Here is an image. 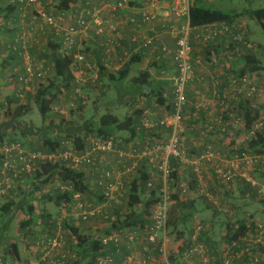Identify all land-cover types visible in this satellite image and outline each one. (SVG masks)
<instances>
[{
  "label": "built area",
  "instance_id": "built-area-1",
  "mask_svg": "<svg viewBox=\"0 0 264 264\" xmlns=\"http://www.w3.org/2000/svg\"><path fill=\"white\" fill-rule=\"evenodd\" d=\"M7 4L19 12L16 24L11 23L9 26L15 27L16 35L13 44L6 47V51L13 52L20 60V65L13 68L11 74V88L13 98L24 101L28 96H33L41 89L43 81L51 75L53 65L47 64L45 60H38L33 54V47L39 41V33L48 31L50 40L58 46V53L63 57L71 58V69L74 75L73 95L71 106L77 100H83V89L87 84L96 85L98 75L88 77V70L91 64L88 62L85 54L76 51L78 40L83 37L91 27L96 29L98 35L109 34V43L118 46L124 37L121 35L120 26H130L138 30L149 27L153 22L160 21V30L165 33L174 43V63L176 65L175 75L172 79L173 94V112L165 119L151 121L150 114L146 113L144 125L147 128H156L158 126L170 130L168 140L165 144L154 143L148 149L137 152L133 150L130 153L119 154L120 158H139L149 157L151 161L157 163L156 171L160 174L162 180L159 188V201L155 204L152 213L153 225L146 227L145 242L148 244L158 243V236H163V248H160V254L166 253V225L169 217L170 207L173 204L171 178L172 167L170 159L175 158L181 163L190 164L196 175L201 174V166L209 162H220L224 156L211 146L206 147L196 158L188 156L185 146L182 142V136L185 133L183 124L185 110L188 104L187 90L190 83L195 79V66L198 62L206 61L210 66L221 64V54L218 50V43L230 30L228 24H209L203 26H193L190 22V8L192 0H170L168 4H163L159 0H147L139 13V16L133 15L125 19L121 24V13L129 6V0H100L93 4L91 0H83L78 8L67 11H59L57 14L47 10L46 2L53 0H6ZM108 14V16H107ZM70 19V21H68ZM232 24V23H231ZM236 30L240 26H233ZM244 29V28H243ZM236 40L235 36L233 37ZM202 45L204 56L195 59L193 41ZM133 41H137L136 39ZM1 53L5 46L1 44ZM143 47L150 53L161 52L166 54L170 48L167 44H158L156 36L146 37L143 40ZM250 48V45H247ZM206 54V59H205ZM98 73V69L96 71ZM13 80V81H12ZM216 87L220 86L221 80L217 77L212 79ZM88 86V85H87ZM228 88L223 89V93L215 94L219 102L224 103L227 96L230 98L250 101L258 95V88L250 77L233 79ZM86 99V98H85ZM83 104L86 102L83 101ZM78 106V105H77ZM53 107V106H52ZM51 107V109H52ZM53 111V109H52ZM54 112L58 115L64 114L60 106L54 107ZM240 119L237 120V122ZM222 121L220 120L219 123ZM263 127L262 120H259L251 129L245 130L246 134L243 139L255 136ZM225 128L222 129L224 131ZM83 150L76 151L73 148L67 151L47 153L44 151H31L20 141H11L5 143L0 148V199L8 196L17 188H24L23 179L32 177L38 166L46 163L65 162L68 168L78 170L81 167L93 166L96 162V156L105 154L114 150V141L111 138L90 137L87 140ZM64 145V144H63ZM226 160V159H225ZM254 160L245 154L242 157H233L226 160L225 164L214 165V175L221 183L229 184L236 179L247 183L251 188H257V193L264 196V184L257 182L247 173L240 172L241 167H251ZM136 166V165H135ZM135 168V167H134ZM133 168V169H134ZM115 171H105L100 175L98 184L103 189L104 199L106 202L116 201L122 191L123 186L117 181ZM149 188L153 187V182L148 184ZM61 192H72V186L59 185ZM185 192V191H184ZM75 204L72 207L71 217L76 221L87 222L91 218L99 215V209L91 204L83 202L82 194L73 192ZM258 229H262L259 224ZM141 231H125L120 235L114 234L102 240L104 245L110 242H119L121 236H125L128 241H138L143 234ZM126 240V239H125ZM126 240V241H127ZM246 239H244L245 241ZM258 240V241H257ZM255 243H263V233L260 231ZM251 245V244H250ZM65 246V237L59 232L55 236L40 235L35 238L33 246L34 259L28 262H10L0 257V264H64L67 257L65 253L60 254V250ZM130 245H128L129 247ZM233 247L239 248L237 242L231 246L227 245L222 251L224 260L222 264H234V260H240L248 256V263L243 264H260L258 257L248 250H243L239 254L232 251ZM255 249H257L255 247ZM120 252L117 249L116 253ZM198 249L191 248L184 254V260L193 258ZM202 252V251H200ZM199 252V253H200ZM233 252V253H232ZM133 254V253H132ZM111 257L101 258L98 264H113ZM120 264H146L145 261H136L131 255L127 257L124 263ZM164 264H172L170 261H164Z\"/></svg>",
  "mask_w": 264,
  "mask_h": 264
},
{
  "label": "rangeland",
  "instance_id": "rangeland-1",
  "mask_svg": "<svg viewBox=\"0 0 264 264\" xmlns=\"http://www.w3.org/2000/svg\"><path fill=\"white\" fill-rule=\"evenodd\" d=\"M137 1V3L142 2V7L144 6L145 2L147 0H134ZM161 3L163 2H168L170 0H159ZM95 0H93V4H97L99 1L96 0V3H94ZM192 2H195V0ZM197 5L200 7H204L206 9H211V10H217V11H222L227 14H234V13H243V12H248L251 10H256L260 8H264V0H197ZM168 4V3H167ZM3 8V7H2ZM1 8V10H2ZM124 11V10H121ZM122 14V13H121ZM125 14L123 13L121 15V24H124L125 21ZM1 21V20H0ZM242 21L246 24V27L248 28L249 31V41L253 43L257 48L264 50V32L262 31L261 27L259 24L251 19L250 17L244 16L242 17ZM6 31V30H5ZM2 29L0 31V34H7ZM105 35V34H102ZM6 47V46H5ZM2 49V47H1ZM46 49L47 51H43ZM108 49V48H107ZM109 50V49H108ZM134 54H138L133 49H129L127 53L124 55L126 58V62L130 59V57ZM34 56L38 60H45L53 57V53L51 49L47 46V44L44 43V47L40 48L39 51L34 53ZM148 55H145L147 57ZM152 56V54H151ZM144 57V56H143ZM154 57V56H153ZM1 58V57H0ZM260 65L264 66V54L262 53L257 57ZM124 59V58H122ZM119 61H116L115 66H119ZM141 63V62H140ZM139 64L133 66L132 73L130 74L129 78L126 80L122 81H117V82H109L107 77L101 76L100 75V70L98 69V73L96 71L91 72L90 76H95L96 74L98 75V82L96 85L89 83L87 90L85 88V93L83 94L84 97L86 98V104L85 107L82 109H79L78 107H83L80 103L74 104V108L71 106L72 103V95L73 91H69L65 93V96L58 94L56 96V100L54 101V104L51 105L53 111L48 115L46 118H42L40 115L35 97L36 95L33 96H28L24 101H19L13 98V90L11 88V74L13 73V70L9 71L8 68L4 67L2 65V62L0 61V124L5 122V126L10 125V120L11 116L14 114L16 109H18L20 106H23L25 108L24 110V115L20 119L19 123H13L11 125V128H7V131H9V135L12 136L14 139H20L22 143L24 144L25 140H30L32 141V147H30L29 150L31 151H44L46 152V146L44 145V142L46 140V137H51L55 138L60 131L64 132V128L74 132L75 129H80V132L82 135L86 130H84V123L91 120L93 123H98L99 119L107 114V113H112L116 116H118L120 119L124 120L125 118L129 116H137V113H140L139 117L137 116L136 119L139 121L142 120L144 117L143 111L141 112L139 109V106L142 107L144 106L147 108L146 104H149L151 107H154L155 105L151 104L150 100H147L149 95L147 97L144 94H139L140 92H137L136 90V85L134 84L133 80L137 77H139ZM153 65V63L148 64ZM102 66V65H101ZM100 66V67H101ZM114 66V65H113ZM104 68H106L104 66ZM121 70V69H120ZM119 70V71H120ZM119 71H115V73H119ZM138 71V72H137ZM142 71L140 72V74ZM257 76H252L250 77L251 80L256 84L258 88V95L256 96L255 99L250 100L249 102L253 104V106H260L261 104L264 103V73L260 72L257 73ZM89 77V76H88ZM249 77V76H248ZM50 76L43 81L41 88L43 86H49L50 85ZM13 81V80H12ZM10 84V85H9ZM128 93L125 92V89H128ZM84 91V90H83ZM56 92V91H55ZM125 94V95H124ZM126 96V97H125ZM215 97H211V103H214L216 105L219 102L218 96L215 94ZM230 95L227 96L225 99L224 103L219 102L221 105H225L226 100H232L234 103H241L244 101V98H239V99H232L229 97ZM125 97V98H124ZM155 98V97H153ZM172 100L171 97H167V101ZM241 100V101H240ZM200 102V100H197ZM55 106H60L63 109L64 114H57L54 112V107ZM203 108H207V104L205 102H202ZM211 106V105H210ZM78 108V109H77ZM201 108V109H203ZM212 108H217V107H212ZM159 109V108H158ZM154 114H158V111H152ZM224 112V111H223ZM159 114L160 117H156V119L161 120L165 119L168 114L170 113L168 110L166 111L165 109L160 112ZM222 112L217 110V112H212L211 109H204L201 112H193V110L190 109V107H186L185 114H184V119H183V124L185 126V133L182 136V142L185 146L186 152L189 157H193L194 153L190 151L185 143L184 139L186 135H190L191 137H196V138H213L216 141H220V144H223V142H230V139L233 137L230 134L232 133V128L230 125V121H226L227 119H224L222 116L220 117L219 114L221 115ZM193 114H200L202 122H209L213 123L212 127L209 128L206 125H202V128H195L194 125H198V122L192 123L193 120L195 119V115ZM203 116V115H205ZM209 115V116H208ZM158 116V115H157ZM262 116L264 117V111L262 112ZM262 117V118H263ZM234 124L238 125L239 123H243V120L241 119V116L238 115V112H236L235 116L232 118ZM240 119V121L237 122V120ZM192 120V121H191ZM220 120L222 121L221 123ZM60 121H63L62 124H64V127L60 129L59 132H57L55 126L56 124L60 123ZM71 122V124H69ZM238 123V124H237ZM66 125V126H65ZM219 125V128H218ZM193 129L190 131V129ZM225 128L224 131L222 129ZM243 128V127H242ZM63 129V130H62ZM72 132V133H73ZM243 138L245 137V128H243ZM163 138L161 140H165V138L168 137V130H164L162 132ZM208 136V137H207ZM127 133L126 132H121V133H115L113 136V140L115 142L114 144V150L109 153L101 154V156H98V160L95 162L93 166L90 167H81L77 172L82 173L83 175L88 174L89 172H93L92 170L95 169V179H91V181L95 184H97V188L92 191V193L89 195L88 192L85 194H82V200L84 202H87L91 204L93 207H96L99 209V216L95 217L94 219H90L86 223L83 222H75L71 219L70 222H74L73 224H70V226H74L80 230V232H83V234H89V235H94V237H97L102 239L105 234V230L110 227L111 222L115 219L116 216H120L123 218L126 214L129 213V210H131L128 207V196H127V178H131L132 176L126 177V179H122L124 183V187L126 189L125 194L123 193L122 196H119L118 199L115 202H106V200L101 196L102 194V187L98 184V181L100 179L99 175L105 171L108 170L105 165H108V162L110 161L112 164L116 166L117 171L123 170L122 167H120L121 164H125L127 168L133 167L131 165L133 161L130 160V162H126V160L131 159L129 157L125 158H120L119 154L121 152L123 153H130L133 150H143L144 147H139L136 149V147H129L127 144H125V140L127 138ZM238 137V136H237ZM255 136L249 137V139H246L243 141V144H240L241 147L239 148L240 145H237L239 143H236V138L233 137L231 140L232 143H228L224 145L225 149H216L213 146V149L220 152L221 154H224L225 157L223 158L224 160L230 159V157H242L243 154H245L248 157H251L254 160V163L251 167L243 166L240 169V172L242 173H247L250 175L252 178H254L257 182L264 184V156L260 157L257 154H254V151L248 149V142L252 140ZM64 140H67L66 145H65V150H70L72 148L77 149L75 144H74V136L73 135H68V134H63L62 137ZM212 140V139H211ZM227 140V141H225ZM8 142V141H7ZM6 143V142H5ZM3 143V144H5ZM2 144H0L1 148ZM221 148H223V145H220ZM207 147V146H206ZM134 148V149H133ZM140 152V151H138ZM231 155V156H229ZM121 162V164L119 163ZM117 162L119 163L117 168ZM115 168V167H114ZM244 168V169H242ZM152 171L155 173V182L159 183L160 179V174L153 168H151ZM110 170V169H109ZM133 172V171H132ZM127 174L129 172L127 171ZM121 176H118L115 174V177L118 182L121 181ZM28 178V179H27ZM31 177H25L22 182H24L23 186L24 188L28 186L27 180H30ZM153 179V178H152ZM154 180V179H153ZM152 180V181H153ZM155 182L153 181V185L155 187ZM63 184L61 182V176L59 175V178H57L53 183L51 187V191H55V188L58 187L59 185ZM242 185V184H241ZM236 186L234 188V193H232L233 187L229 189L228 187L230 184L224 185V184H218L215 183L216 188L223 189V194H234L235 198H229V201L222 199V194L219 193H213L212 191H206L203 193V203L202 204V209L203 212H206L208 209H212L211 207H207L208 205H211L214 208H217V206L222 207H228V213L227 216L228 218L225 219H231L233 221L230 222H235L237 224L238 220L240 217L246 219V222L250 223H260L264 227V196H261L260 194L257 193V188H251L250 186L247 185V187L243 186ZM99 187V188H98ZM177 186L172 185V192H175L174 194L177 193ZM250 187V188H249ZM24 188H17V192L14 193L15 199L20 202L21 200V195L20 192ZM184 188V187H183ZM246 188V189H245ZM179 189V188H178ZM175 190V191H174ZM192 191V190H191ZM184 192V191H183ZM186 192V191H185ZM251 192V194H250ZM13 193V192H12ZM10 193V195L12 194ZM44 193H46L44 191ZM246 193L249 195L248 197L245 195ZM178 194H182V192H178ZM189 192L187 191L180 197L183 199L184 197L188 198ZM13 196V194H12ZM150 196V189H147L144 191V194L141 196L143 201L147 200L148 197ZM243 196V197H241ZM8 200V197H5ZM1 198L0 203L4 202L6 199ZM234 202V204H233ZM246 204V207L248 208L247 212H243L240 208L241 206H244ZM41 208H42V204ZM153 206H150V219L152 220V213H153ZM138 208H135L138 212H142V205H138ZM50 211L54 212V214L57 213V218H58V224L56 225V229L53 230H46L43 229L39 223L36 224L32 229L30 228L31 231H23L21 230L19 224L25 220V214L23 212L14 214L11 218L7 215H2L0 212V257L14 262V258L11 257L10 255L5 258L4 253L6 251H10L12 244L14 242H17L20 247V244H22L26 249L22 250V261L25 260V256H28L30 261L34 259L35 255L34 252L32 251L31 247L33 246V243L35 241V238L42 235H47V236H55L57 232H59V226L63 225V219H62V210L59 208H56L54 204L50 207H48ZM171 209L173 208L172 205L170 207ZM170 209V210H171ZM64 210H66L64 208ZM148 213V214H149ZM71 212L68 210V213L66 215H70ZM177 211L175 214L172 216L177 222L175 223V226H172L171 228L169 227L168 230H166V238H167V244H166V253L165 254H160L159 249L163 248V236L159 235L158 237V243H156L154 246L148 244L147 242H139L138 244H135L134 246L131 245L130 251L133 250L134 248L136 249V253L133 252L132 256L135 258L136 261H145L146 264H164V261H170L172 264H191L192 262L197 263V264H222L224 257L223 253L224 246L228 245L223 244L226 243L228 238L230 237L229 232L228 235L226 236L227 240H223L224 237L221 233L225 231V227L223 226H218L217 227H210L211 223L209 222V218L211 217V213L208 214H203L199 218L195 219H189L186 220V222L182 223L180 222V217ZM224 217V216H222ZM238 219V220H237ZM11 220V221H10ZM169 220V219H168ZM225 222V220H224ZM231 224V223H230ZM236 226V225H235ZM214 228L211 233L206 232L208 230ZM6 228V229H4ZM89 228V230H88ZM106 228V229H105ZM232 228L233 225H232ZM28 229V228H27ZM61 229V228H60ZM221 229H223L221 231ZM230 229H228L229 231ZM264 230V229H263ZM65 230L61 229L60 232L63 234L65 237V246L63 249L60 250V254H63L65 252L70 251V258L66 260L65 264H74L77 259V254L75 253L74 250L70 249L72 247L75 248V245L77 244V239L67 233L64 232ZM27 232L25 235L24 233ZM30 232V233H29ZM114 234L120 235L119 230L115 232ZM201 234L200 237H198ZM203 234H208L209 236L205 235L202 236ZM258 231H255V227L249 228L248 232L246 233V242L250 243L251 245L249 247H256L258 248L259 246H262L261 243H255V241L258 238ZM122 235V234H121ZM221 237L223 239H221ZM212 239V240H211ZM211 241L214 242V245H210ZM258 241V240H257ZM222 242V243H221ZM217 243L218 245H216ZM264 243V240H263ZM70 244V245H69ZM152 246V247H151ZM22 247V248H24ZM70 247V248H69ZM156 248L159 253L154 252L155 250L153 249ZM143 248L147 252L149 251L148 255H143V253L140 251V249ZM191 248H196L198 249V252L193 258H187L184 260V254L188 249ZM202 251V252H200ZM26 252V253H25ZM200 252V253H199ZM26 254V255H25ZM253 255L255 257H261L264 260V251L261 249L254 251ZM220 256V259H219ZM221 260V261H220ZM241 260V259H240ZM235 263H240L239 261L235 260ZM27 262V261H26ZM263 262V261H262Z\"/></svg>",
  "mask_w": 264,
  "mask_h": 264
},
{
  "label": "trees",
  "instance_id": "trees-1",
  "mask_svg": "<svg viewBox=\"0 0 264 264\" xmlns=\"http://www.w3.org/2000/svg\"><path fill=\"white\" fill-rule=\"evenodd\" d=\"M194 1V0H193ZM72 2V0H60L58 7H56L59 11H67L70 6L69 4ZM197 2V1H196ZM196 2H192L191 8H190V22L193 26H203V25H209V24H228L230 27V30L226 32V35L222 38V40H226L228 43L229 51L231 52V56H237V54H233L237 47L235 44H238V46L241 44L245 46L248 50H256L258 52L259 50L264 54V50H261L257 48L253 43H251L248 39L249 31L246 27V24H242L241 22H235L236 19L242 18L244 16L250 17L251 19L255 20L259 26L261 27L262 31L264 32V8L251 10L248 12L243 13H234V14H227L222 11L217 10H211L206 9L204 7H199ZM10 6V5H9ZM11 7V6H10ZM4 11V10H3ZM8 16L3 19L5 20ZM232 23V24H231ZM2 24V20L0 21V25ZM237 28L238 26L241 27L243 31H241L239 28L236 30L233 26ZM3 26V25H2ZM5 28V26H3ZM0 26V31L4 29ZM160 28V27H159ZM244 28V29H243ZM235 36L236 40L233 39ZM122 43V42H121ZM247 45H250V48L247 47ZM49 46L52 49L53 57H52V64L53 67L51 68V75H50V85L49 86H43L37 93L35 100L37 104L38 111L42 118L48 117V115L52 112L51 105L54 104V101L56 100L57 92L60 94V88H65L66 91H70L71 88L73 90V82H74V75L73 71L71 69V58L70 57H63L58 53V46L49 44ZM218 47V46H217ZM254 52V51H253ZM203 56H204V50H203ZM220 53V52H219ZM221 54V53H220ZM125 55V54H124ZM259 55L254 54L243 56V62H244V68L240 71V74L236 76L235 78L239 79L245 76L246 73H264V66L260 65V62L258 60ZM143 59L142 54H134L130 57L128 62L124 64L122 67V70L119 71L117 74L109 73L108 70H106L103 66L100 67V75L107 77L109 82H117V81H124L126 80L130 73L132 72L133 66L139 64ZM206 59V54H205ZM148 74L141 73L139 77L135 78L133 80L134 84L138 86H144L149 81ZM88 85V84H87ZM86 85V87H87ZM83 94L85 93V88L83 89ZM56 91V92H55ZM125 92L128 93L129 88L125 89ZM125 95V94H124ZM147 95V94H145ZM126 97V96H125ZM124 97V98H125ZM156 97V102L164 106L167 103V100L164 99L162 94H158ZM171 98L173 100V94L171 95ZM188 98V97H187ZM171 100V109L173 112V105ZM83 101L86 102L85 98L83 100H77V105L80 103L83 105V107H78L79 109H82L85 107V104H83ZM241 101V100H240ZM168 104V103H167ZM188 106V104H187ZM77 108V109H78ZM169 109V105L167 107ZM25 108L23 106H20L14 114L11 116L10 125L7 127L3 125L2 127L6 130L4 132L3 129L0 128V144L4 145L3 143H8L11 141H20V139H14L12 136L9 135V131H7V128H11L12 122L16 123L20 121L22 116L24 115ZM264 111V103L260 106H253L252 103H250L247 100H244L243 102L239 103L238 108V115L241 116V119L244 122V128L245 130L251 129L259 120H262L263 127L260 131H258L255 135V137L248 142L247 150L250 149L254 151V154L259 155L260 157L264 156V117L262 116V112ZM171 112V113H172ZM138 117L140 116V113H137ZM137 116H129L125 118L124 120L120 119L118 116L107 113L103 115L98 123H93L91 120L84 123V134L80 132V129H75L68 132V129L64 128V132L60 131L62 127H64V124H62L63 121H60L58 125L56 124L55 128L57 132L60 131V134H68L74 136V144L77 149H74L76 151L83 150L85 145L88 144L87 140L90 137L98 136L102 138H111L113 139V136L115 133H127L126 141L129 143L133 141L136 136H145V129L142 126V122L136 119ZM263 117V118H262ZM71 124V122H69ZM66 126V125H65ZM159 128H163L158 126ZM168 129V128H166ZM63 130V129H62ZM73 132V133H72ZM170 130L168 129V136H169ZM158 137H161V135ZM6 138V140H5ZM168 140V137L164 141H156L155 143H163L165 144ZM8 141V142H7ZM114 141V140H113ZM22 143V141H20ZM56 143V144H55ZM62 142H58L55 139H46L44 142V145L46 146V152L47 153H53V152H59L58 148L59 145ZM115 143V142H114ZM23 144V143H22ZM154 144V143H153ZM149 144L148 146L144 147L143 150L137 149L136 151H144L151 147ZM25 145V144H24ZM62 145V144H61ZM60 145V146H61ZM134 149V148H133ZM98 156H101V154L96 156V161L98 160ZM139 162V165H134L131 168H127L126 165L122 167L123 170L115 171L116 173H119L121 176L120 184L123 186L122 191H120V195L122 196L123 193L125 194L126 189L125 185L123 183L122 179H126L127 175L132 176L131 178H127V196H128V207L131 209L129 210V213L126 214L123 218L120 216H116L115 219L111 222L110 228H107L104 232L106 236H104L102 239L98 238L96 239V236L89 235V234H83V232H80V230L74 226H70V224H73L74 222H70L71 219L75 222V219L71 217L70 215H66V217L63 219V225H61V229L65 231H69V234L71 236H74L75 239H77V244L75 245V248L72 247L71 249L75 251L77 254V259L74 264H98L99 259L105 258V257H111L114 260L113 264H120L124 263L127 257L131 256L134 250L130 251L131 245L138 244L139 242H145V234L146 227H151L153 225V221L150 219V206H153L159 201V188L161 187L162 180L160 179L159 185L155 186L153 185L152 188L148 187V184L152 181V177L149 173V166L150 168L157 169V163L155 161H151L149 157H144L143 159L139 158H131ZM178 161L175 158L170 159V164L172 167L171 172V178L173 181H177V166ZM135 167V168H134ZM134 168V169H133ZM152 170V169H151ZM111 171V170H107ZM127 171L129 174H127ZM133 171V172H132ZM59 175L61 176V182L65 185L72 186L73 190L72 192H61L59 190V186L55 188V191H51L52 183L59 178ZM119 175V176H120ZM28 179V178H27ZM25 182V180H24ZM23 182V184H24ZM153 182V181H152ZM173 182V183H175ZM28 186L21 190V193L23 198L19 202L21 206H18L22 212L27 216L25 220H23L19 226L21 230L25 231L26 228H33L36 226V224L39 221V217L43 219V223L46 224V219H50L52 217L49 214H44V209H41V215L37 217V210H36V204L38 207V203L45 206L46 204H54L56 208H65L64 213H68V210L72 213V207L75 204L73 200V192H77L80 194H85L88 192V186L84 183L83 174L80 172H77L75 170H72L68 168L65 162H55V163H46L44 165H39L36 171L34 172L33 176L30 180H27ZM172 183V185H173ZM176 186V184H175ZM20 188V187H19ZM147 189H150V196L147 200L142 199V195L144 194V191ZM250 188V187H249ZM44 191L46 193H44ZM13 192V193H12ZM11 193L14 194L17 192V190H13ZM11 194V195H12ZM251 194V192H250ZM10 194L6 197L11 196ZM104 198L103 190L102 194H100V197ZM172 200H174L176 209H182V206L179 204V201L177 199V196H172ZM14 200H9L8 203H5L0 208V211L3 215H9L12 213V207L15 205ZM84 202V201H83ZM114 202V201H113ZM87 203V202H86ZM89 204V203H88ZM138 205H142L141 209L142 212H138L135 210V208H138ZM175 208H172L169 212V217L167 220L166 230L168 228L175 226V223L177 220H175L173 217L170 218V214L173 210H176ZM38 209V208H37ZM63 212V211H62ZM149 213V214H148ZM62 214V213H61ZM147 217V218H146ZM193 216L192 214L189 217L181 218L180 222L184 223L187 219H191ZM41 222V223H42ZM82 222V221H80ZM86 223V222H83ZM49 224V222L47 223ZM56 224V223H55ZM260 223H250V225L246 222V219L243 220L241 217L239 221L237 222L236 226L234 228H230L229 230V242L228 245L231 246L233 243L237 242V246L239 245V248L233 247L232 251L234 252L237 248L236 252L238 254L243 250H248L249 252L254 253V251H258L261 249V251H264V244L262 246H259L257 249H255L254 246L249 247L250 243H247L246 240V233L248 232L249 228L255 227V231H260L263 233V240H264V227L262 224V229H258V225ZM232 226V225H231ZM119 230L125 232V231H141L143 234L139 237V240L136 241H128L126 238V235L121 236V240L117 243L110 242L107 245H104L102 240L104 238L110 237L114 235V233H110L109 230ZM89 230V228H88ZM125 230V231H123ZM127 241H126V240ZM125 242V245L123 243ZM128 245H130L128 247ZM155 245V244H150ZM11 249L9 252L6 251L4 253V257L7 258L9 255L14 258L15 261L22 262L19 252H18V246L16 244H12ZM117 249L120 250V252L117 254ZM190 249V248H189ZM188 249V250H189ZM232 252V253H233ZM159 253V252H158ZM67 257L63 260L64 264L66 263V260L70 258V251L65 252ZM259 260L261 261L260 264H264V260L259 257ZM240 263L234 264H243L248 263V256H244L241 258V260H237ZM263 261V262H262ZM26 262V261H23Z\"/></svg>",
  "mask_w": 264,
  "mask_h": 264
},
{
  "label": "crops",
  "instance_id": "crops-1",
  "mask_svg": "<svg viewBox=\"0 0 264 264\" xmlns=\"http://www.w3.org/2000/svg\"><path fill=\"white\" fill-rule=\"evenodd\" d=\"M54 2H50L47 1L46 4V8L47 10L53 12L54 14H57L59 12V10L56 8L59 5V1L60 0H53ZM83 0H72V2L69 4L70 8L69 9H76L79 7V5H81V2ZM100 1V0H98ZM129 6L122 12V14H125V19L128 17H131L133 15L139 16V13L141 12L142 7V2L141 3H137V1L134 0H129ZM197 0H195L196 2ZM91 2L93 3V0H91ZM96 3V0L95 2ZM168 2H163V4H167ZM3 7V8H2ZM2 8V10H1ZM4 10V11H3ZM121 14V15H122ZM6 16H8L5 20L3 19V17L5 18ZM19 16V12L17 10H15L14 8L10 7L7 4L6 0H0V20H2V24L0 25L1 27L5 26L4 31L7 33L5 34H0V49H1V44H3L4 46H8L10 44H13V40L15 38L16 35V29L15 27L9 26L11 23L16 24V21L13 22L14 20H16ZM108 16V14H107ZM237 21L235 22H241L242 24H244V22L242 21V18H238L236 19ZM70 21V19L68 20ZM3 25V26H2ZM160 21H155L153 22L149 27H145L143 30H138L135 29L133 27L130 26H120V32L121 35L124 37L123 41L120 42V44L118 46L115 45H111L109 43V34L105 33V35H98L96 33V29L94 27H91L88 32L81 37L78 40V44H77V48L76 51L81 52L83 54L86 55L88 62L91 64V69L88 70V76H90L91 72L93 73V71H97V69H100V66L102 65L103 67L105 66L106 70L109 71V73L112 74H116L115 71H119L120 69L122 70V67L124 66V64L126 63V58L124 57V54L127 53V51L129 49H133V51H135L138 54H142L144 57L139 65V69L138 71H142V73L148 74L149 76V82L147 84H145L144 86H138L136 85V90L137 92H140L139 94H147L146 96H142L143 97H148L147 100L151 101L152 105H155L154 107H151L149 104L147 105V108H145L144 106L140 107L139 109L144 114V117L142 118V120H140L142 122V126L144 127V131H145V136H136V138L131 141V142H127L125 140V144H127L128 148L129 147H136V148H141V147H146L149 144H153L156 141H160L163 138V131L164 130H168L166 128H147L144 125V119L146 118V113L150 114V118L151 121L156 122L157 119L156 117H160L159 114H161L160 112H162L164 109L167 111H169L170 113L168 115L171 114L172 109H171V100L167 101V103L164 106L159 105L156 102V97L158 94H162L164 99L167 100V97H171L172 95V79L175 75V69H176V65L174 63V43L172 41L171 38H169L165 33H163L160 30ZM156 36L157 39V43L158 44H167L170 48L169 52L166 54H163L161 52H157V53H150L149 50H147L146 48L143 47V40L146 37H153ZM249 37V35H248ZM136 39L137 41H133ZM39 41L37 40V44L34 45L33 49V54L37 51L40 50V48L44 47V43L47 44V46L51 49V47L49 46V44H53L55 45L51 40H50V35L48 31L45 32H41L39 33ZM249 39V38H248ZM235 46L237 47V49L234 50V52L232 51L233 54H237V56H231V52L229 51L228 48V43L226 42V40H221L218 43V50L221 53V64L218 66H210L206 61H201L198 62L195 66V79L190 83L188 90H187V97H188V107H190L191 110H193V112H201L204 109H211L212 112H217V110H219L221 113V115L219 114V116L223 117L224 119H227L226 121H233V117L235 116L236 112L238 111L239 108V104L234 103L232 100H226L225 105H221L219 102L214 105V103H211V97H215V93L218 92L219 94L223 93V89L228 88V89H232L229 84L230 82L240 74V71L244 68V62L242 57L243 56H247V55H251L254 54L256 56V54L261 55L262 52L259 50L258 52L257 49L256 50H248L245 46L243 45H239L235 44ZM6 47L3 48V51L1 53L0 51V61L2 62V65L6 68L9 69V71L13 70V68H15L16 66L20 65V60L18 58V56L16 54H14L13 52L6 51ZM193 47H194V57L195 59H200V57L203 56V47L202 45H200L196 40L193 41ZM109 50H108V49ZM43 51H47L46 49H44ZM52 51V49H51ZM152 54V56H151ZM145 55H148L147 57H145ZM154 56V57H153ZM124 58V59H122ZM45 61L47 62V64L51 65L52 64V57L49 59H45ZM116 61H119V66L116 67L115 63ZM153 63V65H149L148 68V64ZM114 65V66H113ZM137 71V72H138ZM139 72V75H140ZM132 73V72H131ZM130 73V74H131ZM257 76V73L251 74V73H246L245 76ZM130 76V75H129ZM214 77H217L219 80H221V85L216 87L212 81V79H214ZM129 78V77H128ZM236 79V78H235ZM11 80V78H10ZM238 80V78H237ZM10 85V84H9ZM88 87V86H87ZM87 87L86 90H87ZM61 91V95L65 96L66 91L65 88L61 87L60 88ZM72 91V88L71 90ZM230 94H232V92H230ZM229 94V95H230ZM155 97V98H153ZM197 100H200L197 101ZM202 102H205L207 104V108H203ZM169 105V109L167 108ZM211 105V106H210ZM212 107H217V108H212ZM159 108V109H158ZM203 108V109H201ZM152 111H158V114H154L151 112ZM154 111V112H155ZM224 111V112H223ZM158 115V116H157ZM195 115V119L193 120L192 123H196L198 122V125H194L195 128H202V125H206L207 127L211 128L213 123L209 122H202L200 114ZM205 117V115H203ZM209 116V115H208ZM159 120V119H158ZM162 120V119H161ZM192 121V120H191ZM230 121V125L232 128V133L230 134L231 136H233L234 138H236V143H239L237 145L243 144V128H244V124L243 123H237L238 125L234 124L233 122ZM3 124H5V122L0 124V128L4 130V132H6V130L2 127ZM243 127V128H242ZM219 128V125H218ZM193 129L191 128L190 131H192ZM158 135L161 137H158ZM238 136V137H237ZM63 134L58 133L57 136H55L56 141L58 142H64L61 143L59 145L58 150L64 151L65 150V145L67 142V140H64L63 138ZM208 137V136H207ZM233 137L230 139V142H223V144H220L219 140L216 141L213 138H196V137H191L190 135H186L185 139H184V143L186 145V147L192 151V153H194V156L192 158H196L198 157V155L206 148V146H213L216 149H225L224 145L228 144V143H232V139ZM51 137H46V139H50ZM212 139V140H211ZM6 140V138H5ZM166 140V138H165ZM164 140V141H165ZM163 141V140H161ZM26 148L32 147V141L30 140H25L24 141ZM56 144V143H55ZM64 144V145H63ZM220 145H223V148H221ZM212 147V148H213ZM241 147V145L239 146V148ZM222 156L225 157L224 154H222ZM231 156V155H229ZM230 159H232V157H230ZM133 161V163L131 165H139V162L134 160V159H128L126 160V162H130ZM119 163L121 164V162L119 161ZM117 162V166L119 164ZM226 160H222L220 162H209V163H205L203 164L201 167V174L198 176L193 172L192 166L190 164H184L181 163L180 161H178V168H177V181H173L175 183H173V185L175 186L176 184V190L177 193L174 194L177 196V199L179 201V204L182 206V209H176L175 206L177 204H175V202L173 201V205L172 207L175 208L176 210H173L170 214V218H172V216L175 214V212L177 211L178 215L177 217L181 218H185V217H189L192 214V218L193 219H197L199 218L201 215L203 214H208L211 213V217L209 218V222L211 223L210 227H217L218 226H223L225 227V231L223 232L221 229V231L223 233H221L224 237V239L221 237V239L223 240H227L226 236L228 235V229H232V226L235 227V222L233 224V221L231 219H225L228 218L227 213H228V207H222L220 208V206H217V208L212 207L211 205H208L207 207H211L212 209H208L206 212H203L202 209V204L203 203V193L206 191H212L213 193H219L222 194V199L229 201V198H235L237 196L234 197V194H223V189H219L216 188L215 183L218 184H224L221 183L219 180H217L215 178L214 175V165L216 164H225ZM112 163L109 161L108 165H105L106 168H108V170H113L116 171V166L111 165ZM124 164H121L120 167H123ZM115 167V168H114ZM119 168V166L117 167ZM86 169V168H85ZM244 169V168H242ZM149 173L150 176L154 179H152L154 182L155 180V173L151 170L150 166H149ZM93 172H89L86 175H83L84 178V183L88 186V194L90 195L92 193L93 190H95L97 188V184L93 183L91 181V179H95L96 174L95 169L92 170ZM102 174V173H101ZM100 174V175H101ZM99 175V177H100ZM97 177V176H96ZM160 181V179L158 180ZM230 186L228 187L229 189H231V187H233L232 193H234V188L237 186H243V187H247V183L236 179L235 181L229 183ZM159 185V183L155 182V186ZM227 185V184H224ZM184 187V188H183ZM99 188V187H98ZM179 188V189H178ZM246 189V188H245ZM192 190V191H191ZM175 191V190H174ZM183 191H188V198L184 197L183 199L180 197L181 195H183L186 192ZM178 192H182V194H178ZM21 193V192H20ZM15 194H13V196H9L8 200L7 198H5L6 200L4 202L0 203V208L2 207L3 204L8 203L9 200H14V206L12 207V213L9 214L8 216L11 218L14 214L17 213H21L22 210L17 207L21 206L19 201H17L15 199ZM21 195V199L23 198L22 194ZM100 196V195H99ZM246 196L248 197L249 195L246 193ZM243 197V196H241ZM21 201V200H20ZM234 204V202H233ZM52 206V204H46L45 206H42L40 203H38V207L36 204V214L38 217L41 215V209H44L45 213L44 214H49L52 217H50V219H46V222L49 224H44L42 221L43 219L41 218V216L39 217V221L38 223L40 224V226L43 229H46L48 231L56 229V224L59 225V222L57 221V213L54 214V212L50 211L48 207ZM38 208V209H37ZM241 210L244 212L248 211V208L246 207V204H244V206L240 205ZM63 212H62V219H64L66 217V213H64V208H60ZM1 212V211H0ZM2 214V213H1ZM22 214V213H21ZM3 215V214H2ZM99 216V215H97ZM96 216V217H97ZM224 216V217H222ZM25 218H27V216L25 215ZM95 218V217H94ZM92 218V219H94ZM147 218V217H146ZM191 218V219H192ZM241 218V217H240ZM239 218V219H240ZM189 220V219H187ZM225 220V222H224ZM238 220V219H237ZM243 220H245L243 218ZM11 221V220H10ZM239 221V220H238ZM42 222V223H41ZM231 223V224H230ZM248 223V222H247ZM249 224V223H248ZM250 225V224H249ZM206 230V232L211 233L212 235V231L214 228L212 229ZM61 228V225L59 226V230ZM110 228V227H109ZM6 229V228H4ZM106 229V228H105ZM25 230H30V228H26ZM118 230H112L110 229L109 232L110 233H115ZM125 231V230H123ZM69 233V231H64ZM27 232H25L24 234H26ZM30 233V232H29ZM58 233V232H57ZM56 233V234H57ZM119 233H122V231H119ZM209 236L208 234H203L202 236ZM201 234L198 236L200 237ZM74 236H72L73 238ZM211 237V236H209ZM212 240V239H211ZM229 242V238L227 240L226 243L223 244H227ZM222 243V242H221ZM14 244H16L17 246L19 245L17 242H14ZM216 245H218L217 243H215ZM70 245V244H69ZM123 245H125V242L123 243ZM210 245H214V242L211 241ZM154 246V245H153ZM22 244H20V247L18 246V252L20 255V258H22V250L26 249ZM152 247V246H151ZM70 248V247H69ZM224 248H226V245L224 246ZM71 249V248H70ZM137 249V248H136ZM136 249L134 250L136 253ZM153 249L155 250L154 252L158 253L157 249L153 247ZM140 251L143 253V255H148L149 251L147 252L145 249L141 248ZM26 253V252H25ZM137 254V253H136ZM26 255V254H25ZM224 255V254H223ZM220 259V256H219ZM25 260L28 262L30 261L28 256H25ZM221 261V260H220ZM191 264H197L192 262ZM220 264V263H219Z\"/></svg>",
  "mask_w": 264,
  "mask_h": 264
},
{
  "label": "clouds",
  "instance_id": "clouds-1",
  "mask_svg": "<svg viewBox=\"0 0 264 264\" xmlns=\"http://www.w3.org/2000/svg\"><path fill=\"white\" fill-rule=\"evenodd\" d=\"M247 185H248V184H247ZM248 186H249V185H248ZM174 193H175V192H173V196H174ZM173 201H174V200H173ZM172 205H173V204H172ZM170 209H171V208H170Z\"/></svg>",
  "mask_w": 264,
  "mask_h": 264
}]
</instances>
